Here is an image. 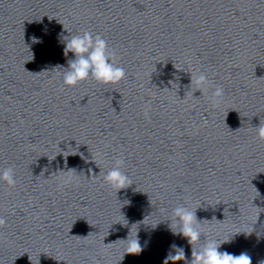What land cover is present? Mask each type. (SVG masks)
<instances>
[{
	"label": "water",
	"instance_id": "water-1",
	"mask_svg": "<svg viewBox=\"0 0 264 264\" xmlns=\"http://www.w3.org/2000/svg\"><path fill=\"white\" fill-rule=\"evenodd\" d=\"M63 26L99 33L125 77L65 84ZM259 124L264 0H0V168L16 176L0 181V264H164L173 242L190 260L179 204L200 219L193 247L231 237L222 249L264 264ZM118 160L133 183L116 192Z\"/></svg>",
	"mask_w": 264,
	"mask_h": 264
},
{
	"label": "clouds",
	"instance_id": "clouds-1",
	"mask_svg": "<svg viewBox=\"0 0 264 264\" xmlns=\"http://www.w3.org/2000/svg\"><path fill=\"white\" fill-rule=\"evenodd\" d=\"M63 28L67 32L60 36L59 42L63 45V54L67 58L66 64L62 65L61 72L65 84L74 85L89 76L101 83H116L125 77V69L114 62V53L109 51L107 41L99 33L83 31L73 34L64 26ZM32 39L34 42H42V37L33 35ZM195 81L198 85L197 89H200L208 82V76L205 72H200ZM214 95L221 97L223 88L216 87ZM256 134L259 138L264 139V124H259ZM121 163L118 160L116 166L110 168L103 177L108 184L116 189V192L133 183L131 177L119 166ZM0 181L14 185L16 183L15 169L12 166L0 168ZM199 221L196 209H190L184 204H179L173 209V221L169 224L170 230L173 235L187 238L188 244L192 246L191 259H188L184 245L173 242L170 247L175 248L176 251L169 252L164 257V264H167L169 260H184L185 264H252V256L246 250L237 254L221 248L222 244L232 242L231 237L225 239L206 238L202 246L193 247L197 241L202 239V235L204 237ZM4 222L5 218L0 216V224ZM138 231L137 226L135 236L126 239L128 241V251L126 252L139 253L142 251L144 245L140 242Z\"/></svg>",
	"mask_w": 264,
	"mask_h": 264
}]
</instances>
